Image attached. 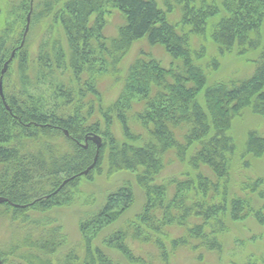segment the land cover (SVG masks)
Segmentation results:
<instances>
[{"label":"trees","instance_id":"1","mask_svg":"<svg viewBox=\"0 0 264 264\" xmlns=\"http://www.w3.org/2000/svg\"><path fill=\"white\" fill-rule=\"evenodd\" d=\"M7 5L4 9L0 0V198L6 199L0 203V221L17 225L24 237L0 247L2 264H75L73 252L63 263L58 259L67 236L51 213L72 205L81 179L92 181L104 168L109 176L133 173L145 193L142 210L105 241L131 263L145 264L132 248L135 242L153 245L164 264L179 249L221 254L228 218H253L264 229V180L244 184L247 193L241 196H232L229 186L236 152L233 120L247 108L264 117V52L250 77L209 85L199 65L206 49L191 46V37L204 36L209 20L223 11L211 32L219 56L259 49L264 0H224L221 5L164 0V9L155 0H47L42 5L19 0ZM176 8L182 17L173 24L168 15ZM113 11L124 22L116 36L108 37ZM45 22V32H61L67 47L61 39L42 43L33 60L28 39L35 25ZM143 39L179 64L165 68L141 51L116 99L107 102L99 79L116 72ZM219 67L218 57L208 64L214 71ZM94 139L101 146L98 155ZM171 153L187 171L165 179ZM244 154L264 159V136L250 131ZM96 156L95 169L80 177ZM133 203L131 185H121L81 217V233L91 241L92 232L114 225ZM173 230L182 233L173 236ZM86 251L82 264H113L90 242Z\"/></svg>","mask_w":264,"mask_h":264},{"label":"rangeland","instance_id":"2","mask_svg":"<svg viewBox=\"0 0 264 264\" xmlns=\"http://www.w3.org/2000/svg\"><path fill=\"white\" fill-rule=\"evenodd\" d=\"M19 0H1V4L6 8L8 2H17ZM47 0H38L42 5ZM161 8H165L164 0H155ZM200 1V0H198ZM221 5L224 0H209ZM8 6V5H7ZM224 12L221 11L216 17L208 22L207 32L204 36H192V49H198L204 46L206 49L205 59L199 62L208 74L209 85L217 82H230L234 80L245 79L250 77L255 69V61L264 52V24L261 28V47L255 51H250L245 56H239L236 52L219 56L218 47L211 38L212 27L217 23ZM182 13L180 8H176L173 13L168 15V19L173 24H178L181 20ZM124 22L120 13L113 11L109 16L106 35L114 37L117 34L119 26ZM2 16L0 18V31L2 29ZM47 22L44 25L36 24L28 39V49L31 53V59L37 58L39 47L42 43L51 42L52 40H60L64 47H67L63 35L57 33L45 32ZM28 35V34H27ZM61 36V37H60ZM56 37V38H55ZM60 37V38H57ZM143 51L152 54L158 59L163 67L170 68L172 65H178L173 58L162 47H150L146 39L140 40L133 44L132 48L125 55L119 69L116 72L101 76L98 83V88L101 90L104 100L113 102L120 90L122 80L125 77L129 67ZM220 61L218 70H211L208 64L214 58ZM250 131H256L264 136V117L253 113L251 108L245 109L238 117H236L230 129V135L233 137L236 144V152L231 163L230 174V190L231 195H244L246 190L242 188L244 184L256 179L264 180V159H257L252 156H245V146L247 136ZM136 132L143 131L136 127ZM120 130L117 134L121 137ZM143 134V133H142ZM169 162L165 170V179L181 176L187 168L176 161L174 153L167 157ZM106 167V166H105ZM107 169L104 168L102 174L95 172L93 180L90 181L82 178L80 182V192L77 195L74 203L70 206L54 210L51 215L56 217L58 222L63 226L64 233L67 236V246L58 255L60 263L65 259V256L73 252L77 255L78 260L75 264L85 263L88 259L86 251V243L90 242L93 249H100L104 255L109 258L113 264H144L131 263L120 251L106 245L105 241L116 230L123 228L126 222L133 219L138 214L145 203L144 190L135 182V175L130 172H119L111 176L106 175ZM164 180V179H163ZM129 183L134 193V203L131 208L117 221L114 225L105 228L100 232H92L90 235L91 241L86 239L80 231L79 220L88 212L96 210L104 201L106 195L116 190L121 185ZM228 231L225 232L220 240L223 243V251L221 254L206 252V251H190L188 249H179L170 257L168 263L165 264H264V229L253 218H248L244 221L233 222L230 218L226 219ZM181 231L173 230V236L180 235ZM22 232L17 225H7L0 221V247L14 242L16 238H23ZM132 248L136 256L143 259L145 264H164L158 254V250L153 245L140 244L135 242ZM201 255V256H200ZM3 263V262H2Z\"/></svg>","mask_w":264,"mask_h":264},{"label":"water","instance_id":"3","mask_svg":"<svg viewBox=\"0 0 264 264\" xmlns=\"http://www.w3.org/2000/svg\"><path fill=\"white\" fill-rule=\"evenodd\" d=\"M32 4H33V0H32ZM30 23H31V13L28 15V22H27V26H26L25 37L27 36V34H28V32H29V29H30ZM23 45H24V42H23L22 46H23ZM14 55H15V53H13L11 59L5 64V67H4V70H3V73H2L3 76H4L5 73L7 72V70H8V66H9L10 62L13 60ZM1 90H2V89H1ZM1 93H2V92H1ZM2 97L4 98L3 93H2ZM94 141H95L96 143H98V150H97V155H98L99 148H100L101 146H100L99 140L94 139ZM97 158H98V157L96 156L94 163H93V164H92V165H91V166H90L85 172H83L82 174H80V175H79L80 177H82V176H87L92 170L95 169L96 164H97ZM68 182H69V181H65V182L63 183V185L60 187V189H61L62 187H64ZM60 189H59V190H60ZM57 192H58V191H57ZM4 202H6V199L0 198V203H4ZM0 264H2V261H1V260H0Z\"/></svg>","mask_w":264,"mask_h":264}]
</instances>
